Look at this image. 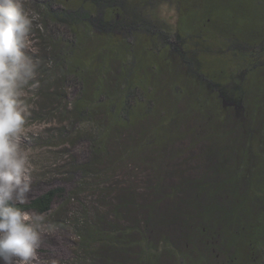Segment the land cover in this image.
Here are the masks:
<instances>
[{
  "label": "trees",
  "instance_id": "1",
  "mask_svg": "<svg viewBox=\"0 0 264 264\" xmlns=\"http://www.w3.org/2000/svg\"><path fill=\"white\" fill-rule=\"evenodd\" d=\"M192 1L179 2L185 15L179 16L177 26H169L159 20H144L143 9L134 0H49L34 8L42 26L39 31H49L46 43L54 50L51 59L41 61L38 75L45 86L52 79L59 88L76 87L75 123L85 118L94 120L98 112L110 118V128L122 129L139 119L160 115L153 129L142 136L144 149L150 146L145 145L147 140L165 147L175 138V112L158 111L152 98L153 80L162 73L170 77L167 80L172 85H164L171 86L173 98L190 96L186 109L203 125L197 135L208 139L202 156L211 162L207 173L193 182L182 179L178 184L186 189L176 200L181 209H187V218L195 222V237L181 240V250H171L170 257L175 264H264V32H250L243 42L236 41L234 54L224 60L217 31L211 34V42H203L201 28L197 33L189 29L194 20L184 2ZM54 3L61 9L54 10ZM59 30L68 38L65 45L57 43ZM90 36L101 38L106 45L103 65L95 63L93 54L78 55L81 42ZM138 38L146 45L141 53L136 50ZM215 56L217 59L211 61ZM107 61L121 64L111 91L103 86L111 75ZM148 61L150 66L143 64ZM158 65L164 68L157 70ZM185 85L192 92L184 95ZM46 97L61 100L57 95ZM229 127L231 131L225 133ZM103 131L97 129L99 135ZM233 135L237 139L231 141ZM103 144L100 138L91 140L93 157L102 155ZM87 172V168L81 170L82 174ZM61 193L62 189L48 191L15 206L43 215ZM127 201L131 202V197L121 199L123 207H112L104 215L96 208L88 214L76 213L70 225L79 223L83 228L75 233L78 264H153L152 254L145 261L142 252L130 255V251L144 248L140 240L132 238L135 229L108 220L122 208L128 214L126 221L138 226ZM178 210L175 213L184 218ZM150 223L147 219L146 233L151 230Z\"/></svg>",
  "mask_w": 264,
  "mask_h": 264
},
{
  "label": "rangeland",
  "instance_id": "2",
  "mask_svg": "<svg viewBox=\"0 0 264 264\" xmlns=\"http://www.w3.org/2000/svg\"><path fill=\"white\" fill-rule=\"evenodd\" d=\"M48 1L23 0L26 11L34 17L31 44L26 52L38 62L37 72L42 67L41 61L51 59L54 54L53 47L46 43L49 31L47 34L39 31L42 26L34 11L35 7L44 6ZM195 1L184 2L188 5L186 9L190 13L189 16L198 23V28L203 30V42H211V34L217 31V44L224 53V60L234 54L236 41L243 42L250 32H264V0H200L199 5L192 7L198 4ZM52 5L54 10L61 9L57 3ZM159 16L161 19L172 21L176 19L177 12L173 7L161 6ZM58 32L57 43L60 41L65 45L67 36L64 37L61 30ZM105 47L101 38L90 36L81 42L82 52H78V55L93 54L95 63L103 65L102 57L107 53ZM145 48V43L139 39L137 52L141 53ZM98 50L101 53L97 54ZM216 59L217 56L211 57V61ZM122 60L127 61L126 56H122ZM146 63L149 64V61L143 64L147 65ZM120 65L118 61H107V69L111 75L106 77L104 89H113V80L120 75ZM163 68L158 65L157 70ZM226 69L230 71L227 66ZM169 78L162 73L157 81L153 80L152 98L155 100L153 107L158 111L175 112V138L165 147L149 144L147 140L145 145L150 146L146 149L142 144V136L156 125L160 117L158 114L156 117L134 121L132 125L122 129L110 128V118L98 112L94 120L85 118L75 123V86L62 89L57 87V81L52 79L45 86L38 75L39 87L24 89L26 94L21 99L29 105L31 112L26 124V128L30 129L27 132L29 140L25 143L31 149V161L35 165V171L31 189L23 204L48 191L62 189L60 198L56 199L49 212L42 215L44 223L54 226V230L42 235V244L38 250L39 260L35 264H78L77 259L80 257L76 259L74 253L75 233L83 228L79 223L76 227L70 225L76 213L85 211L88 214L92 208H96L99 214L104 215L110 213L112 207L122 206L120 200L126 197H131V202L127 203L132 207L128 209L132 214H136L134 220L139 222V225L127 222V211H122V208L108 220L111 223L117 221L118 226L135 229L136 234H132V238L140 240L144 248L130 251V255L142 252L144 261L145 257L152 254L153 264H175L169 255L170 251L181 250V242L186 238L194 239L195 222L187 218V209H181L182 206H178L176 200L186 187H180L178 184L182 179L193 182L207 173L211 162L203 159L202 150L206 148L204 142L208 139L206 136L198 137L197 133L203 130V125L196 114H189L186 109L190 96L173 98L171 86L164 85H172V82L167 80ZM89 84L91 86L92 83L89 81ZM44 87L48 88V91L44 90ZM184 88V95L192 92L186 85ZM48 95H57L61 100L47 98ZM98 128L104 130L100 135L97 133ZM230 131V127L224 130L225 133ZM235 135L231 141L237 139ZM96 138H100L104 144L101 148L102 155L93 157L90 152L91 140ZM85 168L88 172L82 174L81 170ZM98 201H101V204ZM177 207V212L181 211L184 218H179L175 213ZM85 216L89 218L88 215ZM90 219L92 220V216ZM147 219L151 220V230L146 233ZM199 249L202 253V248ZM81 258L85 259V256ZM132 260L134 261L130 258V261ZM211 263L215 264L214 261Z\"/></svg>",
  "mask_w": 264,
  "mask_h": 264
},
{
  "label": "clouds",
  "instance_id": "3",
  "mask_svg": "<svg viewBox=\"0 0 264 264\" xmlns=\"http://www.w3.org/2000/svg\"><path fill=\"white\" fill-rule=\"evenodd\" d=\"M33 21L23 0H0V264H35L42 235L54 230L15 206L25 203L35 171L25 143L31 112L21 99L26 87H39L38 62L26 52Z\"/></svg>",
  "mask_w": 264,
  "mask_h": 264
},
{
  "label": "flooded vegetation",
  "instance_id": "4",
  "mask_svg": "<svg viewBox=\"0 0 264 264\" xmlns=\"http://www.w3.org/2000/svg\"><path fill=\"white\" fill-rule=\"evenodd\" d=\"M135 1L137 2V0H135ZM180 1L181 0H138V2H137L138 4L136 6L143 9V13H141L142 18L144 20L147 19L148 22L159 20L160 22H162L164 24H168L169 26H177V24L179 23V16L185 15V14H181L182 11H180V9H179L180 5H183L182 3H179ZM161 6H170V7L175 8V10L177 12L176 19L172 20V21H167L165 19H161L159 16V8ZM186 17H188V16H186ZM191 24L192 25L190 26L189 29L191 31H195L197 33L199 31L198 26H197V22L193 21V23H191Z\"/></svg>",
  "mask_w": 264,
  "mask_h": 264
}]
</instances>
